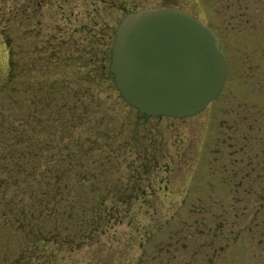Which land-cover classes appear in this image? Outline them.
I'll use <instances>...</instances> for the list:
<instances>
[{"label": "rangeland", "instance_id": "1", "mask_svg": "<svg viewBox=\"0 0 264 264\" xmlns=\"http://www.w3.org/2000/svg\"><path fill=\"white\" fill-rule=\"evenodd\" d=\"M32 1L0 0V264H264V0H171L229 63L221 96L186 119L144 117L116 88L127 10L54 25ZM155 177L162 201L124 202Z\"/></svg>", "mask_w": 264, "mask_h": 264}, {"label": "water", "instance_id": "2", "mask_svg": "<svg viewBox=\"0 0 264 264\" xmlns=\"http://www.w3.org/2000/svg\"><path fill=\"white\" fill-rule=\"evenodd\" d=\"M109 69L125 101L147 115L191 116L215 98L226 59L202 21L176 7L127 15L116 30Z\"/></svg>", "mask_w": 264, "mask_h": 264}, {"label": "flooded vegetation", "instance_id": "3", "mask_svg": "<svg viewBox=\"0 0 264 264\" xmlns=\"http://www.w3.org/2000/svg\"><path fill=\"white\" fill-rule=\"evenodd\" d=\"M32 4L34 8H36L37 10L38 9L41 10L40 15H43L44 17L45 15H48L49 17L51 16V18L54 19V22H53L54 25H60V23H65L66 25L74 24L75 21H72L73 17H75L76 21L78 22L79 17L84 16V15L87 18H89V20L81 21L80 25L103 24L107 22L103 20V16H108L111 19L112 15L117 16L118 13L123 14L125 10H127L125 13L127 14L130 12H135V11L142 10L144 8L152 7V6H177V7L183 8L181 6L174 4L171 0H158L157 4L152 5V6H147L144 4H134L131 6L129 10L124 7L123 0H33ZM112 8L118 9V11L112 12L113 11ZM77 9H80L81 12L80 11L75 12ZM189 11L194 13L191 10ZM109 12L111 13L109 14ZM38 18L42 19V16H38ZM37 24L38 25L40 24V19H39V22H37ZM49 24H52V23H49ZM218 36L220 39V47L222 48L221 37L220 35ZM221 94L222 93H220L219 96H221ZM219 96L217 98H219ZM238 97L240 100H237V105L239 101L241 102L242 99L246 97V95L239 94ZM243 103H245L244 105H246V107L249 106V104H246L247 102H243ZM243 103L241 102V105ZM245 112H246V115L248 116V120L250 121L249 129H252L253 124L251 120L249 119V113L247 110H245ZM236 116L237 114L235 113L234 117L236 118ZM191 117H194V116H191ZM191 117H188V118H191ZM149 183L150 184L148 185V187H150L151 189L148 190V189L142 188L143 187L142 184H139L138 186L136 185L135 193L133 195H125L123 196V198L125 200L127 199V200H132V201L133 200L162 201V200H159L158 197H160V195L168 194V191L165 188L168 182L165 179H162V178L158 179L155 177L153 180H150ZM161 198H164V197H161Z\"/></svg>", "mask_w": 264, "mask_h": 264}, {"label": "trees", "instance_id": "4", "mask_svg": "<svg viewBox=\"0 0 264 264\" xmlns=\"http://www.w3.org/2000/svg\"><path fill=\"white\" fill-rule=\"evenodd\" d=\"M82 143H84V140L83 141H81V142H79V143H76L77 144V146L78 147H80V144H82ZM84 172H85V174H87V172H89L88 170H84ZM119 201V200H118ZM121 201H123V200H121ZM132 202V200H127L126 199V201H124V202ZM50 208H52V207H50ZM117 207H115V209H112L113 211H115V210H117L116 209ZM48 210V209H47ZM86 210H89L87 207H82L81 209H80V211H82V212H84V211H86ZM90 210H92V211H96L95 213L98 215V216H100V217H103L104 216V213L106 212L105 210H106V207H105V203H104V201H95L94 203H93V205L90 207ZM108 212V211H107ZM105 215H107V213L105 214Z\"/></svg>", "mask_w": 264, "mask_h": 264}]
</instances>
